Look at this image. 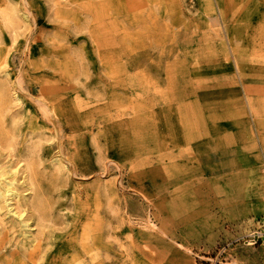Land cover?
I'll return each mask as SVG.
<instances>
[{
    "label": "rangeland",
    "instance_id": "1",
    "mask_svg": "<svg viewBox=\"0 0 264 264\" xmlns=\"http://www.w3.org/2000/svg\"><path fill=\"white\" fill-rule=\"evenodd\" d=\"M0 167V264H264V0H0Z\"/></svg>",
    "mask_w": 264,
    "mask_h": 264
},
{
    "label": "bare ground",
    "instance_id": "2",
    "mask_svg": "<svg viewBox=\"0 0 264 264\" xmlns=\"http://www.w3.org/2000/svg\"><path fill=\"white\" fill-rule=\"evenodd\" d=\"M25 175H26V173H25ZM13 177H14V172H8V171H4V170H2L0 172V197L9 195V198L12 199L13 197L19 196L18 191L15 190L12 186L14 183V179L12 180ZM5 180H6V184L1 185V184H3V181H5Z\"/></svg>",
    "mask_w": 264,
    "mask_h": 264
}]
</instances>
